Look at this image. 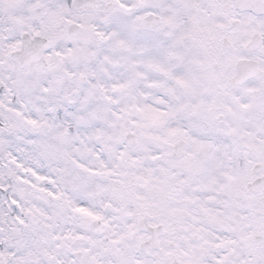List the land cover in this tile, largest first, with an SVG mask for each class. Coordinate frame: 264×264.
Wrapping results in <instances>:
<instances>
[{
	"label": "snow or ice",
	"instance_id": "obj_1",
	"mask_svg": "<svg viewBox=\"0 0 264 264\" xmlns=\"http://www.w3.org/2000/svg\"><path fill=\"white\" fill-rule=\"evenodd\" d=\"M0 264H264V0H0Z\"/></svg>",
	"mask_w": 264,
	"mask_h": 264
}]
</instances>
